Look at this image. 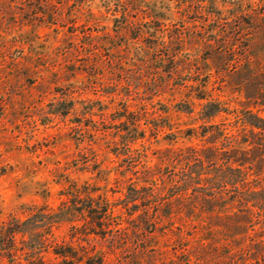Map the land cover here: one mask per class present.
Masks as SVG:
<instances>
[{"label":"rangeland","instance_id":"obj_1","mask_svg":"<svg viewBox=\"0 0 264 264\" xmlns=\"http://www.w3.org/2000/svg\"><path fill=\"white\" fill-rule=\"evenodd\" d=\"M248 111L264 0H0V264H264L261 232L173 197L180 158L247 148Z\"/></svg>","mask_w":264,"mask_h":264},{"label":"trees","instance_id":"obj_2","mask_svg":"<svg viewBox=\"0 0 264 264\" xmlns=\"http://www.w3.org/2000/svg\"><path fill=\"white\" fill-rule=\"evenodd\" d=\"M253 107L256 109L254 105ZM225 111L227 110L222 106L211 104L204 108L201 115L204 121L211 122ZM240 120L249 128L250 138L243 139L241 143L247 148L242 149L232 144L237 138L231 135L229 138L225 137L229 143L224 148L227 151L193 150L194 157L180 158L177 161L185 168L176 188L178 191L173 197H187L192 192L203 198L207 207L224 211L223 214L226 215L217 216L215 220L232 223L234 231L248 232L252 229L253 232H261L259 240L253 241L249 251L250 261L258 262V253L261 258L264 257V184L261 183L264 178V117L248 111ZM227 193L229 196L225 198ZM153 195L154 193L152 196H138L132 203L143 202L154 197ZM134 208L138 206L135 204ZM91 209L93 210V206ZM104 212L107 214L108 210ZM19 223L16 218H12L7 225L6 230L13 242L20 233ZM255 227H259L258 230ZM35 249L38 250L39 247L36 246ZM56 255L64 258L65 262L72 257L62 252H56ZM43 263V259L39 260V264Z\"/></svg>","mask_w":264,"mask_h":264}]
</instances>
